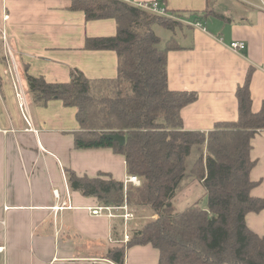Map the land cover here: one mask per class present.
Returning <instances> with one entry per match:
<instances>
[{
	"label": "crops",
	"instance_id": "obj_1",
	"mask_svg": "<svg viewBox=\"0 0 264 264\" xmlns=\"http://www.w3.org/2000/svg\"><path fill=\"white\" fill-rule=\"evenodd\" d=\"M74 1L0 0V264H117L109 253L126 245L119 242L122 221L93 216L89 208L100 202L73 191L67 174H104L124 182V157L107 148L77 150L75 108L58 100L46 106L29 100V127L16 98L12 59L25 88L24 69L49 83H68L76 71L93 81L117 77L115 52L85 48L88 38L115 36V20L87 21L83 12L70 9ZM134 1H157L169 13L202 14L208 6L207 0ZM218 1L227 20L202 21L207 32L183 29L178 38L183 49L168 58L170 90L198 95L181 113L187 131L207 134L219 123L236 122L237 91L248 76L253 113L264 104V1ZM235 41L245 42L246 50L233 52L228 46ZM251 158V179L258 184L252 194L263 198L264 130L252 140ZM246 221L264 237V212ZM159 257L151 245L136 246L126 251L124 264H158Z\"/></svg>",
	"mask_w": 264,
	"mask_h": 264
},
{
	"label": "trees",
	"instance_id": "obj_2",
	"mask_svg": "<svg viewBox=\"0 0 264 264\" xmlns=\"http://www.w3.org/2000/svg\"><path fill=\"white\" fill-rule=\"evenodd\" d=\"M207 1L202 14L176 11L169 18L121 0H76L70 9L83 12L87 21L115 20V36L88 38L85 48L115 52L117 77L93 81L76 71L68 83H49L22 71L32 104L46 106L58 100L76 109L77 150L112 149L124 157L128 175L142 182L125 190L123 182L108 175L90 178L67 171L73 191L96 198L103 206L127 203L136 217L140 209L151 213L141 227L131 224L126 245L111 249L109 256L117 264L125 263L128 249L148 245L159 251L158 264H264V237L246 221L249 214L264 212V197L253 196L258 184L251 179L252 140L264 130V104L253 113L251 77L237 91L238 120L219 123L207 134L184 128L182 110L198 95L169 88V54L183 49L178 34L194 29L190 23L227 20L220 15L218 0ZM210 1H215L218 12L210 9ZM156 26L173 33L163 47ZM110 134L124 136L125 145L106 138ZM194 149L199 158L191 174L205 188L208 208L192 206L177 212L174 203Z\"/></svg>",
	"mask_w": 264,
	"mask_h": 264
},
{
	"label": "built area",
	"instance_id": "obj_3",
	"mask_svg": "<svg viewBox=\"0 0 264 264\" xmlns=\"http://www.w3.org/2000/svg\"><path fill=\"white\" fill-rule=\"evenodd\" d=\"M121 1L126 2L130 5H133L137 8H140L142 10H145L147 12L153 13L158 16L174 18V16L171 13H169L166 8H163L162 6H160V4L157 1L152 2V3L137 2L134 0H121ZM190 24L195 29H199L204 32H207L206 28L201 23H190ZM220 42H222V39L220 40ZM229 47L233 52L241 53L246 50V43L241 42V41H235V42H232L229 45ZM12 61H13L14 68H15V74L17 75L16 83H15V92H16V98L18 101V106L28 126L32 127V117H31L30 110H29V97L27 94V90L22 82V79L20 78L18 69L16 67L15 60L12 59ZM123 183H124L125 190H127L130 185L134 187H140L142 185L140 178L134 175H128ZM89 211L93 216H97V217H107L110 219H115V218L122 219L123 226L125 229H124L123 240L119 242L123 244H127L130 241L131 236H130L129 229H130L131 223L134 220L135 212L129 207L127 203H125L122 207H112V206L100 205V206H96L95 208H89ZM1 252H4L3 247H0V253Z\"/></svg>",
	"mask_w": 264,
	"mask_h": 264
},
{
	"label": "rangeland",
	"instance_id": "obj_4",
	"mask_svg": "<svg viewBox=\"0 0 264 264\" xmlns=\"http://www.w3.org/2000/svg\"><path fill=\"white\" fill-rule=\"evenodd\" d=\"M228 1H230V0H228ZM241 1H247V0H240V2ZM236 2H238V1L231 0V3L235 4ZM253 2L258 3L259 5H263L262 1L253 0ZM219 8H221V6ZM228 8L231 9L230 6H228ZM210 9H214L215 11L217 10V5L215 4V1H210ZM220 11H221V9H220ZM217 12H218V10H217ZM154 30L162 39L161 47H163L164 43H166L168 40H170V38L173 36L172 32L165 30L163 28L157 27V26L154 27ZM178 33H179V31H178ZM180 35H181V33L178 34L177 38H179ZM220 40L221 39H219V41ZM198 158H199V152L197 149H194L192 154L190 155V157L187 160V167H188L187 168V175H186V178L184 179V181L180 185V188L178 190V197L174 203L177 212H182V211H184L187 208L192 207V206H199V207L205 208V209L208 208L207 192H206L205 188L203 187V185L196 182L195 179L193 178L192 174H191L192 167ZM138 213H139L137 215L138 217L135 216L133 222H137L138 227H141L145 222H147L150 219L151 213L148 212V210H141V209L139 210ZM115 219H120V218H115ZM120 220H122V219H120ZM123 229H125V228H123Z\"/></svg>",
	"mask_w": 264,
	"mask_h": 264
},
{
	"label": "water",
	"instance_id": "obj_5",
	"mask_svg": "<svg viewBox=\"0 0 264 264\" xmlns=\"http://www.w3.org/2000/svg\"><path fill=\"white\" fill-rule=\"evenodd\" d=\"M106 138L119 143L120 146H124L125 142H126V138L124 136L119 135V134L106 135Z\"/></svg>",
	"mask_w": 264,
	"mask_h": 264
}]
</instances>
